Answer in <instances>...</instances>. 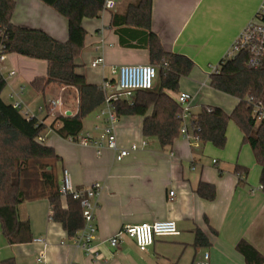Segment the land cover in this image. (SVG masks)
<instances>
[{"label": "crops", "instance_id": "obj_1", "mask_svg": "<svg viewBox=\"0 0 264 264\" xmlns=\"http://www.w3.org/2000/svg\"><path fill=\"white\" fill-rule=\"evenodd\" d=\"M135 1L117 0L115 9L82 20L84 47L74 61L73 82L100 87L107 80L114 86L113 68L152 65L147 45L152 34L166 52L193 63L189 75L180 78L177 92H166L176 102L179 94L191 97V117L185 121L190 134L191 122L204 106L230 115L238 100L211 88L209 67L218 65L243 28L255 19L264 0H151L149 29L120 25L127 7ZM10 21L15 26L41 30L58 42L68 37L66 19L40 0H15ZM99 58L103 65L92 67ZM2 66L15 74L10 78L4 75L6 87L1 98L12 103L10 94L19 95L33 117L45 126L43 144L59 157V185L62 171L67 170L74 188L98 183L102 189L93 200L97 209L92 247L98 261L77 248L72 242L75 234L71 236L65 229L67 197L57 199L54 210L46 199L20 204L18 217L28 222L30 241L9 245L0 226V261L35 264L43 256L45 264H195L207 253L209 264H247L237 251L239 243L264 259V191L258 190L263 170L233 121L227 123L224 148L217 149L199 140L187 143L180 135L171 146L161 147L156 138L143 134V122L152 107L145 116L116 117L117 148L137 147L128 157L116 161L115 154L106 147L97 155L95 148L61 138L50 129L60 113H77L78 96L74 87L50 84L42 92L31 87L35 79L46 76L45 61L7 54ZM153 66L156 68V64ZM157 85L155 79L153 89ZM20 89L22 94L18 93ZM118 92L115 88L104 94L108 97ZM134 95L119 98L131 101ZM58 98L61 107L49 108V101ZM105 108L104 103L84 118L79 136H100L105 118L99 112ZM200 183L214 187L212 201L197 195ZM164 220L175 222L177 231L156 237L145 252H139L129 239L117 249L108 244L109 238L124 226ZM196 230L206 236L208 246H194Z\"/></svg>", "mask_w": 264, "mask_h": 264}, {"label": "trees", "instance_id": "obj_2", "mask_svg": "<svg viewBox=\"0 0 264 264\" xmlns=\"http://www.w3.org/2000/svg\"><path fill=\"white\" fill-rule=\"evenodd\" d=\"M54 9L67 21L68 37L58 42L37 29H28L11 24L15 0H0V47L4 54L42 60L47 63L46 76L37 78L31 87L42 92L50 84L74 87L78 96L77 113L74 116H59L50 129L61 138H77L82 131V121L100 108L106 96L100 87L85 83L75 84L74 61L84 47L83 19L97 18L102 11L103 0H40ZM120 25L149 29L151 24V0H136L130 4ZM151 64H156L157 87L137 90L131 101L117 98L110 104L116 117L145 116L152 107L150 116L143 122V134L156 138L161 147H169L179 136L181 107L166 94L176 93L180 78L187 77L193 63L186 57L166 52L152 34L147 43ZM247 54L240 53L232 60H221L218 74L210 75L214 90L238 100L230 115L215 107L204 106L192 121L195 137L201 143H211L217 149L225 146V129L233 121L243 133L244 142L253 152L256 163L263 170L261 185L264 191V124H257L247 105V98L264 100V58L256 69L246 65ZM6 87L0 78V226L9 245L30 241L29 225L18 217V206L24 202L46 199L55 209L60 198L57 163L59 157L53 148L37 141L45 126L35 118L26 120L1 94ZM118 92L117 94H120ZM58 124V126H55ZM197 195L207 201L215 197L214 187L200 183ZM67 215L65 229L71 236L82 229L79 202L66 198ZM194 246H208L206 236L195 231ZM247 264H264V259L244 243L237 246ZM0 264H13L0 261Z\"/></svg>", "mask_w": 264, "mask_h": 264}, {"label": "built area", "instance_id": "obj_3", "mask_svg": "<svg viewBox=\"0 0 264 264\" xmlns=\"http://www.w3.org/2000/svg\"><path fill=\"white\" fill-rule=\"evenodd\" d=\"M117 0H103L102 11H111L115 9ZM0 47V78L4 79V75L8 74V77L14 76V71L8 70L2 66L6 54L1 52ZM240 53L247 54L246 65L249 69L258 68L264 58V4L257 12L255 19L250 21L243 30L239 33L237 38L232 42L231 46L227 50L222 60H232ZM103 59L99 58L92 63V67L97 65H103ZM210 75L218 74L220 65L210 66ZM112 76L116 77V84L113 86L111 82L104 81L100 88L106 93L107 91L118 89L120 94L113 93L110 96H106L105 104L106 108L100 111V116L104 115L105 124L102 128V133L97 139H93L89 134L78 136L77 138H68L69 141L76 143L83 147H92L96 149L97 155L103 147L111 150L115 154V160L121 161L128 157L131 151H135L137 147L132 145L129 149H118L116 146L115 136V122L116 116L112 110L110 101L116 100L121 96L130 98L132 93L137 90H151L153 83L157 77L156 68L153 65H122L118 68L111 70ZM5 81V79H4ZM19 94H22V89L19 90ZM12 99V107L19 112V114L26 120H32L34 117L24 102L20 99V96L12 92L10 94ZM191 97L188 94H179L177 96V102L181 107V113L179 119L181 126L179 129L180 137L187 143L190 140L198 139L193 135V131L196 129L194 123L191 125V134L188 131L185 123L186 119L190 118L189 103ZM248 108L251 111L252 116L257 124H264V100H255L253 98H247L246 100ZM62 104L61 98L49 101V108H60ZM59 116H69L67 113H60ZM192 123V122H191ZM37 141L43 143L44 139L40 135L37 137ZM142 145H146L145 142ZM102 186L98 183H93L91 186L85 189H76L73 187L70 175L67 170L62 171V178L59 185L60 197H70L74 201L79 202L81 214L83 218V227L72 237L73 244L80 248L84 254L91 258L93 261H98L99 256L96 254L95 249L92 247V242L95 238L96 228L95 213L96 205L93 200L97 198ZM262 186L258 190H262ZM173 192L169 193V197L173 198ZM177 231L175 222L173 221H155L151 224H140L134 226L122 227L114 236L109 238L108 244L111 248L117 249L120 243L124 239H129L134 242L139 252H145V250L152 246L154 240L158 236L172 235ZM39 242L41 240H38ZM43 256L35 264H45ZM209 255L205 253L201 261L195 264H209ZM103 264H107L104 262Z\"/></svg>", "mask_w": 264, "mask_h": 264}, {"label": "rangeland", "instance_id": "obj_4", "mask_svg": "<svg viewBox=\"0 0 264 264\" xmlns=\"http://www.w3.org/2000/svg\"><path fill=\"white\" fill-rule=\"evenodd\" d=\"M5 89V88H4ZM5 91V90H4ZM26 105V104H25Z\"/></svg>", "mask_w": 264, "mask_h": 264}]
</instances>
